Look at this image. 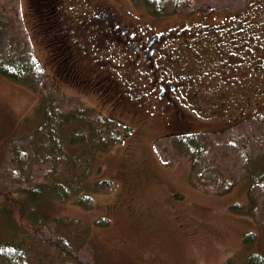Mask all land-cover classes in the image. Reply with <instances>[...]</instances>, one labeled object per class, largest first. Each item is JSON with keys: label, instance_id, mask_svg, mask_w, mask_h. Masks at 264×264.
<instances>
[{"label": "rangeland", "instance_id": "1", "mask_svg": "<svg viewBox=\"0 0 264 264\" xmlns=\"http://www.w3.org/2000/svg\"><path fill=\"white\" fill-rule=\"evenodd\" d=\"M97 6L102 8L99 16L93 14L94 11L99 12ZM20 8L35 52L46 68L53 86L66 97L76 96L83 105L128 124L132 131L122 141L110 145L108 150H98L95 154L94 171L86 181L89 189L100 178L111 179L116 186L109 192L90 189L89 193L95 199L92 208L76 204L72 194L67 201H61L52 193H40L34 197L26 191L10 194L0 192V240L10 233L9 223L16 216L12 212L18 206V200L27 219L65 215L81 220L88 227L85 243L90 252L88 260L83 255L80 256L81 263L84 264H246L247 256L252 252H258L264 257V230H261L264 223L257 220L252 210L249 176L242 175L226 191H199L189 179L192 172L191 160L181 159L169 165L161 163L154 146L155 140L165 135L188 131H216L228 125L227 118L223 117L222 120L219 116L222 115L220 110L229 108L224 106L228 103L227 100L241 104L235 105L230 101L229 113L232 116L239 115L242 106H248L251 110L262 107L254 103V97L250 98L257 83L249 76L257 75L256 79H259L264 75V2L255 0V6L248 10L253 15L244 24L247 35L241 37L244 32H241L240 27L238 30H228L234 36H239L224 38L228 46L224 52L229 57L222 63L217 59L218 63L208 59L213 52L212 46H219L211 39L199 49L203 58L199 70L194 67L193 71L189 69L190 55L185 50H180L179 62L175 65L179 68L168 69L173 73L172 80L173 77H179L186 81L185 85H180L171 92L176 99L173 104L180 102L178 108L182 109L181 114L177 115L178 118L173 117L176 114L171 113L164 102L158 104L155 101L156 91L151 90L149 106L147 103L141 105L143 108L138 112L115 109L120 115L113 113L107 104L99 101L105 100V89L84 90L82 86L70 84L60 74L54 76L52 55L46 47L47 40L36 20L31 0H20ZM63 8L69 21L77 27L76 30L86 34L88 39L87 43H77L69 37L73 35L71 32H65V39L69 48H72L69 60L73 61L71 64H74V60L85 67H96L101 63L102 73L111 74V63L121 66L126 61L118 44L113 45V40L109 37L114 25L113 13L124 26L123 29L133 32L132 36L164 34L169 39L170 46L176 49L181 46V35L173 31L176 26L189 27L194 23L211 25L218 23L227 14L213 11L207 15L198 13L191 16H152L144 4L134 3L133 0H64ZM80 14L83 17L93 14L96 21L81 26ZM234 19L241 20V17ZM168 32L172 34L167 36ZM184 32L182 30L181 34ZM103 57L105 61L102 60ZM192 64L194 66V61ZM214 65L216 68L211 67ZM203 69L207 72L214 70L218 78L215 77L213 81V77L202 75ZM113 73L116 78L112 81L116 80L119 86L125 87L127 74L121 73L117 76L114 71ZM154 73L155 71L150 72L152 77ZM243 76H246L243 80L245 87L238 84ZM162 78L160 73V80ZM213 82L221 91L219 99L211 90L204 91ZM119 97L126 99L128 95L122 91ZM193 111L198 114H193ZM44 120L45 113L40 108V94L0 74V158L8 139L32 133ZM262 165L264 160L257 159L252 164V169L257 171ZM100 217L107 218L109 223L95 224L94 221ZM22 224L26 227L32 225L30 221L27 223L24 220ZM250 231L256 232L255 239L249 243L244 242V234ZM33 233L41 234L38 230ZM75 233L76 230L67 231L70 239ZM38 247L44 248L45 252H48L45 249L52 250L49 247ZM30 264L35 262L31 261Z\"/></svg>", "mask_w": 264, "mask_h": 264}, {"label": "trees", "instance_id": "2", "mask_svg": "<svg viewBox=\"0 0 264 264\" xmlns=\"http://www.w3.org/2000/svg\"><path fill=\"white\" fill-rule=\"evenodd\" d=\"M133 1L144 4L150 15L159 17L191 16L198 13L207 15L213 11L227 14L221 17L218 23L211 25L194 23L189 27L176 26L173 31L181 35L180 48L170 46L169 39L162 34L164 40L161 47L164 44L167 54L165 52L162 54L160 50L161 53L156 51L150 54L149 58L144 52L148 53L149 48L157 44L156 41L150 43L148 40L151 36L139 34L136 39L140 48L137 49L136 44L124 40L126 38L121 35L125 32L124 26L113 13L114 25L112 29L109 26L111 29L109 37L112 38L113 45L118 44L121 55L126 61L121 66L111 63V74L102 73L101 63H98L96 67H85L81 62L74 60L72 65L73 61H69L72 48H69L65 39V32H71L73 35L69 37L77 43L84 44L85 41L87 43L88 39L86 34H81V31L76 30L77 27L69 21L63 8L64 0H31L36 20L47 40L46 47L52 55L53 75L59 76L60 74L62 78L70 81V84L82 86L84 90L101 91L105 89L103 96H106L105 100L99 101L107 104L110 107L109 110L112 109L113 113L118 114L120 112L114 111L115 109L122 108L125 111L138 112L143 108L141 105L147 103L149 106L151 89H144V87L152 79L150 74L152 71H155L154 75L158 77L155 85L160 82L165 86L175 84L178 88L186 84L183 78L173 77L175 81L172 80L173 73L168 71V69L179 68L175 65L179 62L180 50H185L190 55L189 69L193 71L194 67L199 70L200 63L203 62L199 49L211 39L219 46H212L213 52L208 59L215 60V63L218 61L222 63L229 57L227 52H224L228 49L224 38H231L228 30H236L232 26L228 27L227 24H233V21L238 22L237 25L241 27V32H244L246 30L244 24H247L253 15L248 10L255 6V0ZM97 9L99 12L94 11L93 14L99 16L102 8L97 6ZM93 14L86 17L80 14L82 23L79 24L86 26L89 22L96 21ZM237 16L241 17V20L234 19ZM213 26L217 28V31L211 30ZM128 30L132 36L133 32ZM182 30H185L184 34H181ZM115 32L117 37L114 36ZM168 34L172 33L168 32L166 35ZM245 35H247L246 32L241 34V37ZM232 41L231 39L230 42ZM102 60L105 61L104 57ZM211 67L216 68L215 65ZM113 71L116 75L118 74L117 76L121 73L127 74L125 87L119 86L116 80L112 81L116 78L113 77ZM203 71L202 75L213 77V81L215 77L218 78L214 70L208 71L211 74L204 69ZM145 73L148 77L144 76ZM160 73L163 75L161 80ZM0 74L36 90L40 94V108L45 113L44 122L32 133L8 139L5 142L0 158V192L10 194L26 191L34 197L40 193H52L61 201H67L72 194L76 204L92 208L95 205V199L89 193L90 189L97 192H109L116 186L113 180L100 178L95 180L89 189L86 181L94 171V156L98 150H108L110 145L129 136L132 128L128 124L102 115L97 110L83 105L81 99L76 96L66 97L53 86L24 25L20 0H0ZM262 76L259 79H256L257 75L249 76L257 83L250 98L254 97V103L262 106L258 108L259 110L257 108L251 110L248 106H242L243 109H240L239 115L232 116L229 113L230 101L235 105L238 102L228 101L225 98L228 103L224 106H229V108L219 109L222 114L219 116L220 119L227 118L228 125L216 131H188L165 135L156 139L154 146L161 163L169 165L181 159H190L192 172L189 179L193 187L199 191H226L242 175H248L252 210L257 220L264 223V165L257 171L252 169V164L257 159L264 160V101H262L264 99V75ZM245 77L243 76L238 82L239 86L244 85ZM206 90L217 94L216 97L219 99L218 95L221 91L215 82L208 85L204 91ZM122 91L127 93L128 98L119 97ZM186 108L189 110L188 107ZM181 111L182 109L176 107L170 110L171 113L176 114L174 118H178L177 115H180ZM216 111L219 113L218 109ZM193 114L198 113L193 111ZM16 202L18 206L12 212L16 213V216L9 223L10 233L0 240V264H30L31 261L35 264H84L81 263V255L85 260L90 259V252L85 243L88 227L81 220L65 215L27 219L21 210V203H18V200ZM22 220L27 223L30 221L32 225L26 227L22 224ZM94 223L107 225L109 220L100 217ZM89 227H91L90 224ZM35 230L40 231L41 234L33 233ZM69 230H76L72 237L73 240L67 234ZM261 230H264V227ZM255 237L256 232L250 231L244 234L243 241L249 243ZM38 245L52 248V250L45 249L48 251L45 252L44 248ZM246 264H264V257L258 252H252L247 256Z\"/></svg>", "mask_w": 264, "mask_h": 264}, {"label": "flooded vegetation", "instance_id": "3", "mask_svg": "<svg viewBox=\"0 0 264 264\" xmlns=\"http://www.w3.org/2000/svg\"><path fill=\"white\" fill-rule=\"evenodd\" d=\"M232 21V20H231ZM238 22H235L233 21V24H227L228 27H233L234 29H237L239 28L240 26L237 25ZM211 30H216L217 31V28L215 26L212 27ZM209 30V31H211ZM238 30V29H237ZM240 30H241V27H240ZM124 40H126L128 43H132V44H136V48L139 49V45H137V37L136 36H130V31L129 30H124ZM153 36V37H152ZM229 36L231 38L234 37V35L232 33L229 32ZM164 36H159V35H151V39L148 40L150 43L151 42H154L156 41V45L154 47H151L149 48L148 50V53L147 51L144 52V54H147V57L150 58V54H154L156 51H159L161 53V51L163 52L162 54H164V52L166 53V50H165V46L163 44V47H161V44L163 43V38ZM123 39V38H122ZM149 45V44H148ZM163 48V49H162ZM161 50V51H160ZM155 56V55H154ZM157 59H159V56L157 55ZM152 65V64H151ZM145 77H148V74L145 73L144 75ZM156 74L152 77V79L150 80V82L144 87V89H151L152 91H156L154 94L156 95V99L155 101L159 104V103H162L164 102V105L165 107L168 106L169 109H173L174 107H176V105L178 104V101H176L177 103L176 104H173V101H175V97L174 95L171 94V90H174L176 88V85L175 84H171V85H168V86H165L163 85L162 83H158L157 85H155V82L157 81L158 77L156 78ZM163 107V108H165Z\"/></svg>", "mask_w": 264, "mask_h": 264}]
</instances>
